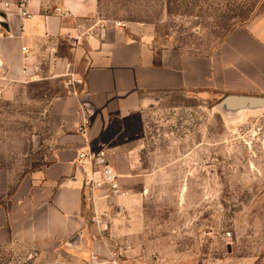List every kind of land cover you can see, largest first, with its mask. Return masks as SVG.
I'll list each match as a JSON object with an SVG mask.
<instances>
[{"label":"crops","instance_id":"1","mask_svg":"<svg viewBox=\"0 0 264 264\" xmlns=\"http://www.w3.org/2000/svg\"><path fill=\"white\" fill-rule=\"evenodd\" d=\"M24 2L30 19L13 2L0 5L6 16L0 19V100L30 84L47 83L56 92L46 97L44 113L48 161L20 173L0 166V264H146L150 257L158 264L138 241V217L128 218L140 212L136 195L95 201L98 213L117 211L110 238L91 222L93 203L81 189L77 155L105 148L110 124L168 95L264 98V13L204 52L159 47L148 24L121 28L101 20L99 0ZM123 156L132 176L147 171L140 150ZM107 159L112 165L108 152Z\"/></svg>","mask_w":264,"mask_h":264},{"label":"rangeland","instance_id":"2","mask_svg":"<svg viewBox=\"0 0 264 264\" xmlns=\"http://www.w3.org/2000/svg\"><path fill=\"white\" fill-rule=\"evenodd\" d=\"M263 13L264 0H99L101 20L151 25L159 47L189 51L218 49ZM15 90L14 99L0 100V166L20 173L48 161L44 113L56 89L42 83ZM156 100L110 124L102 137L138 197L140 212L128 218L138 217L139 243L158 264H264V110L231 117L218 100ZM135 149L147 171L134 177L123 155ZM87 212L91 217L93 207ZM157 262L150 257L146 264Z\"/></svg>","mask_w":264,"mask_h":264},{"label":"built area","instance_id":"3","mask_svg":"<svg viewBox=\"0 0 264 264\" xmlns=\"http://www.w3.org/2000/svg\"><path fill=\"white\" fill-rule=\"evenodd\" d=\"M24 3V1L15 3V7L23 17L30 19L32 15L27 11ZM10 6L11 4L5 3L6 8ZM118 26L121 28L126 27L125 24H119ZM105 34V30H102L101 35ZM86 124L87 123L79 128L78 131L84 133ZM76 163L80 167L82 173L81 189L85 199H89L91 203H93L91 222L99 229L108 230L113 209L98 213L95 208V201H110L117 196H128L131 192L124 187L121 182V175H119L109 163L107 152L104 147L98 149L88 148L78 153Z\"/></svg>","mask_w":264,"mask_h":264},{"label":"water","instance_id":"4","mask_svg":"<svg viewBox=\"0 0 264 264\" xmlns=\"http://www.w3.org/2000/svg\"><path fill=\"white\" fill-rule=\"evenodd\" d=\"M5 17V14L0 13L1 21H4ZM217 106L225 116H239L264 110V98L228 96L222 99Z\"/></svg>","mask_w":264,"mask_h":264}]
</instances>
